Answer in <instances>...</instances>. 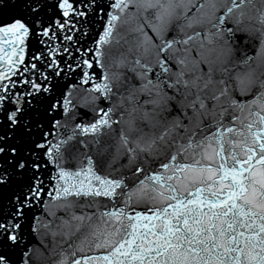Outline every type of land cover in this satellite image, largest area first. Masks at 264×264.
<instances>
[{
	"label": "snow or ice",
	"instance_id": "6c2138e0",
	"mask_svg": "<svg viewBox=\"0 0 264 264\" xmlns=\"http://www.w3.org/2000/svg\"><path fill=\"white\" fill-rule=\"evenodd\" d=\"M0 264H264V0H0Z\"/></svg>",
	"mask_w": 264,
	"mask_h": 264
}]
</instances>
